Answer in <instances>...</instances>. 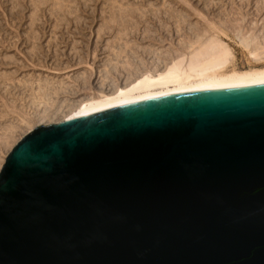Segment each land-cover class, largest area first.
<instances>
[{
    "label": "water",
    "instance_id": "1",
    "mask_svg": "<svg viewBox=\"0 0 264 264\" xmlns=\"http://www.w3.org/2000/svg\"><path fill=\"white\" fill-rule=\"evenodd\" d=\"M0 264H264V80L33 128L0 170Z\"/></svg>",
    "mask_w": 264,
    "mask_h": 264
},
{
    "label": "rangeland",
    "instance_id": "2",
    "mask_svg": "<svg viewBox=\"0 0 264 264\" xmlns=\"http://www.w3.org/2000/svg\"><path fill=\"white\" fill-rule=\"evenodd\" d=\"M211 35L235 53L231 69L257 66L239 42L264 46V0H0V170L36 126Z\"/></svg>",
    "mask_w": 264,
    "mask_h": 264
},
{
    "label": "bare ground",
    "instance_id": "3",
    "mask_svg": "<svg viewBox=\"0 0 264 264\" xmlns=\"http://www.w3.org/2000/svg\"><path fill=\"white\" fill-rule=\"evenodd\" d=\"M242 38L239 43L245 47L249 56L255 61L257 65L255 67L231 69L235 53L227 44L228 42L225 43L218 35H213L208 39L192 42L190 49L174 58L163 70L145 71L125 85H115L117 87L113 92L93 93L94 95L81 102L75 109L64 114V119L168 93L264 80V65L260 66L264 64V46L261 44L253 46L251 44V42L254 43L253 41L244 39L243 36ZM249 38L252 39V37ZM46 97L47 94L40 95L39 102L48 104Z\"/></svg>",
    "mask_w": 264,
    "mask_h": 264
}]
</instances>
